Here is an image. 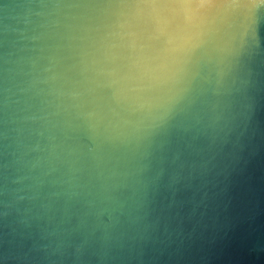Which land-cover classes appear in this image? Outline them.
<instances>
[{"label": "water", "instance_id": "obj_1", "mask_svg": "<svg viewBox=\"0 0 264 264\" xmlns=\"http://www.w3.org/2000/svg\"><path fill=\"white\" fill-rule=\"evenodd\" d=\"M0 264H264V0H0Z\"/></svg>", "mask_w": 264, "mask_h": 264}]
</instances>
